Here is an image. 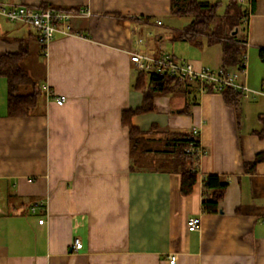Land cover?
I'll use <instances>...</instances> for the list:
<instances>
[{"label":"crops","instance_id":"obj_1","mask_svg":"<svg viewBox=\"0 0 264 264\" xmlns=\"http://www.w3.org/2000/svg\"><path fill=\"white\" fill-rule=\"evenodd\" d=\"M0 2L71 12L44 55L34 27L0 14V55L19 52L23 39L21 65L40 90L31 114L10 116L0 74V264H170L172 257L175 264H264V161L245 168L264 152V0L248 6L235 29L243 70L223 65V37L208 43L211 34H200L202 44L176 37L191 16H178L187 25L163 35L165 21L177 16L170 0ZM164 39L173 41L172 52ZM135 51L224 69L248 88L236 109L221 91L181 81L155 96L154 110L132 116L142 130L198 129L204 153L187 196L179 171L132 168L122 115L143 103ZM59 95L67 97L63 105ZM211 173L227 183L216 213L202 206L203 177ZM191 217L200 218L195 230ZM77 238L83 246L75 251Z\"/></svg>","mask_w":264,"mask_h":264},{"label":"trees","instance_id":"obj_2","mask_svg":"<svg viewBox=\"0 0 264 264\" xmlns=\"http://www.w3.org/2000/svg\"><path fill=\"white\" fill-rule=\"evenodd\" d=\"M171 11L177 16H191L193 19L183 32L176 36L182 40H189L202 44L199 35L209 33L208 43L223 37L222 62L224 66L238 65L243 70L241 40L237 38L235 29L242 24L247 13L238 0H230L225 14L218 17L219 3L201 0H170ZM255 0H251V5ZM231 32V34H230ZM234 33V34H232ZM19 52H5L0 55V74L8 81L7 108L10 116H24L33 112L37 104L40 90L37 82L21 65L28 54V48L20 39ZM42 55L46 52V45L41 46ZM260 57L264 60V47L260 49ZM181 81L169 75L139 72L135 88L143 93V103L136 109L123 112L122 122L128 126L130 135V152L133 157L132 168L136 166H154L171 168L181 174V193L185 196L192 193L198 181V165L204 150L199 135H192V130L169 129L158 130L153 125L149 130H142L135 126L131 119L135 114L155 109L154 98L174 91ZM29 87V93L21 92L22 87ZM226 102L236 109L240 107L242 91L225 86L221 90ZM185 109L183 112H187ZM264 119V118H263ZM264 131H262L263 134ZM264 161V152L257 153L254 160L245 163L248 171H253L256 165ZM203 210L207 213L219 211L220 201L224 198L227 183L218 174H207L203 177Z\"/></svg>","mask_w":264,"mask_h":264},{"label":"built area","instance_id":"obj_3","mask_svg":"<svg viewBox=\"0 0 264 264\" xmlns=\"http://www.w3.org/2000/svg\"><path fill=\"white\" fill-rule=\"evenodd\" d=\"M247 10L251 5V0H238ZM69 11L46 6L29 4H15L8 2H0V14L5 16L10 21H18L31 25L38 33V39L41 44L46 45L54 39L58 31V22L70 16ZM131 61L135 65L138 72L156 73L159 75H169L180 81L194 80L200 82L202 86L207 85L213 90L221 91L225 86H232L233 88L245 91L246 85L240 84L235 80L234 76L229 75L224 69H214L209 66L197 68L195 64L189 60L176 59L170 53H164L159 56H152L141 51L131 53ZM49 90V89H48ZM50 92V91H49ZM67 97L59 95L56 98L58 105H63ZM197 128L192 129V135H198ZM33 211L37 207H32ZM44 219H40L42 223ZM200 224L199 217H191L188 220V227L190 230H195ZM83 243L80 239H75L73 249L78 251L82 248ZM170 264H175V257L170 259Z\"/></svg>","mask_w":264,"mask_h":264},{"label":"rangeland","instance_id":"obj_4","mask_svg":"<svg viewBox=\"0 0 264 264\" xmlns=\"http://www.w3.org/2000/svg\"><path fill=\"white\" fill-rule=\"evenodd\" d=\"M202 1H204V0H202ZM209 1L212 3H219V6L217 8V13H224L226 11V8H227V3L230 0H209ZM186 23H187V18L175 16L170 21H165V24L163 27L160 28V31L163 34L165 32L164 31L165 28H168L170 26H175L177 28H181V27L187 25ZM179 42L182 43V41H179ZM163 49L168 51V52H172L173 51V41L170 39H164Z\"/></svg>","mask_w":264,"mask_h":264},{"label":"water","instance_id":"obj_5","mask_svg":"<svg viewBox=\"0 0 264 264\" xmlns=\"http://www.w3.org/2000/svg\"><path fill=\"white\" fill-rule=\"evenodd\" d=\"M236 32H237V30L234 31V33H236Z\"/></svg>","mask_w":264,"mask_h":264}]
</instances>
